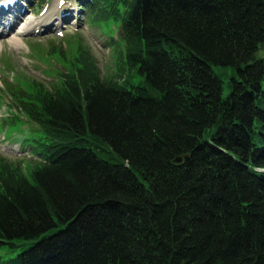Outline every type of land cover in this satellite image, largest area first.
<instances>
[{"label":"trees","instance_id":"obj_1","mask_svg":"<svg viewBox=\"0 0 264 264\" xmlns=\"http://www.w3.org/2000/svg\"><path fill=\"white\" fill-rule=\"evenodd\" d=\"M76 1L142 79L78 45L12 93L34 126L27 169L0 155V264H264V0Z\"/></svg>","mask_w":264,"mask_h":264},{"label":"rangeland","instance_id":"obj_2","mask_svg":"<svg viewBox=\"0 0 264 264\" xmlns=\"http://www.w3.org/2000/svg\"><path fill=\"white\" fill-rule=\"evenodd\" d=\"M30 18L42 21L33 30L17 34L21 22ZM90 19L76 0H17L15 7L0 9V155L14 163L20 161L24 169L29 165L27 155H17L12 150L18 148L20 132L34 125L14 104L15 90H25L32 81L50 89L58 85L60 75L71 68L78 45L88 49L101 77L127 80L130 84L142 79L137 71L119 61L120 47L109 42L116 37L117 24L113 20ZM12 36L19 39L18 48L9 43ZM263 56L264 48H260L256 57ZM213 70L223 81L225 97L229 77L236 72L222 66H214Z\"/></svg>","mask_w":264,"mask_h":264},{"label":"bare ground","instance_id":"obj_3","mask_svg":"<svg viewBox=\"0 0 264 264\" xmlns=\"http://www.w3.org/2000/svg\"><path fill=\"white\" fill-rule=\"evenodd\" d=\"M2 4H7V2L2 1ZM8 5L15 7L14 5H10V4ZM40 18H30L28 20L22 21L20 24L21 26H19V29H17V34L21 32H28L30 30H33L35 27H38L39 23L42 21V19ZM9 43L17 48L20 46L19 39L16 36H12L9 39Z\"/></svg>","mask_w":264,"mask_h":264},{"label":"water","instance_id":"obj_4","mask_svg":"<svg viewBox=\"0 0 264 264\" xmlns=\"http://www.w3.org/2000/svg\"><path fill=\"white\" fill-rule=\"evenodd\" d=\"M181 159H182V156H178V157L175 158L174 161H175V162H179V161H181Z\"/></svg>","mask_w":264,"mask_h":264},{"label":"snow or ice","instance_id":"obj_5","mask_svg":"<svg viewBox=\"0 0 264 264\" xmlns=\"http://www.w3.org/2000/svg\"><path fill=\"white\" fill-rule=\"evenodd\" d=\"M61 2H63V0H61Z\"/></svg>","mask_w":264,"mask_h":264}]
</instances>
